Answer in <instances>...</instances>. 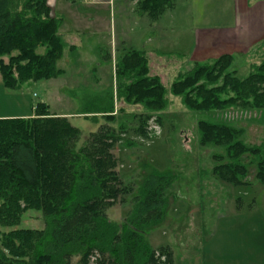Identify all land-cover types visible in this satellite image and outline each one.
I'll list each match as a JSON object with an SVG mask.
<instances>
[{
	"label": "trees",
	"instance_id": "16d2710c",
	"mask_svg": "<svg viewBox=\"0 0 264 264\" xmlns=\"http://www.w3.org/2000/svg\"><path fill=\"white\" fill-rule=\"evenodd\" d=\"M133 1L139 14L155 18L173 0ZM61 23L48 0H0V75L6 89L65 73L57 64L73 47L60 34ZM237 56L242 57L226 52L193 61L165 86L150 74L146 51L127 49L115 61V93L95 98L108 96L107 104L85 105L80 114L94 124L113 123L114 97L138 106L142 125L170 106L169 96L188 111L264 109V39L248 53L243 79L236 76ZM32 108L31 117L0 118V226L9 228L0 233V264H72L75 257L74 264H88L94 254L96 264H172V251L152 248L142 232L165 220V191L174 175L150 170L127 217L112 222L106 209L126 194L112 153L119 141L114 128L100 126L76 147L79 131L67 117L51 113L42 101ZM196 126L201 145L225 147L224 154L214 155L220 181L243 186L252 176L264 185V141L246 143L236 124L199 120ZM27 210L41 214L43 228L16 227Z\"/></svg>",
	"mask_w": 264,
	"mask_h": 264
},
{
	"label": "rangeland",
	"instance_id": "374dc122",
	"mask_svg": "<svg viewBox=\"0 0 264 264\" xmlns=\"http://www.w3.org/2000/svg\"><path fill=\"white\" fill-rule=\"evenodd\" d=\"M73 2L69 4L70 13L59 15L62 19L59 32L68 45H73L57 64L65 73L24 83L17 90L6 89L0 75V118L31 117L33 104L42 101L48 104L51 113L69 114L70 124L79 131L76 147L100 126L114 128L119 141L112 153L126 194L106 209L108 219L121 223L127 217L132 198L150 170L172 173L174 178L165 191L169 199L165 228L152 227L142 233L145 240L150 236L151 241L147 242L154 249L170 245L167 247L173 253L172 264H200L198 246L202 234L207 239L210 226L213 229L220 217L228 218L235 210L247 212L257 189L236 187L214 175V155L224 154L225 147L201 145L197 122L236 124L244 129L246 143L260 144L264 141V109L188 111L178 98L169 96L170 106L152 115L145 125L140 123L138 106L117 100V120L113 123L94 124L90 117L85 119L80 113L85 105L89 109L107 104L108 96L101 101L95 98L115 93V61L129 47H144L150 74L159 76L165 86L190 69L193 61L226 52L243 53L245 45L233 46L228 40L229 28L235 26L239 17L237 6L244 0H173L171 7L155 18L139 14L133 0H111L99 6L86 5L84 0ZM3 59L7 61V57ZM248 67V59L236 57L234 68L239 79L247 75ZM121 108L127 115L118 110ZM250 180L256 183L252 176ZM203 223L208 228L203 229ZM43 226L41 214L27 210L16 227L41 229ZM8 230L0 226V233ZM254 242L263 248L264 235L255 237ZM97 259L98 254L90 255L88 264H96ZM77 261L78 257L72 258V264Z\"/></svg>",
	"mask_w": 264,
	"mask_h": 264
},
{
	"label": "crops",
	"instance_id": "0c3cea01",
	"mask_svg": "<svg viewBox=\"0 0 264 264\" xmlns=\"http://www.w3.org/2000/svg\"><path fill=\"white\" fill-rule=\"evenodd\" d=\"M84 1L86 5L92 4L96 6L111 2V0ZM69 4H74V2L66 0H48L52 15L57 16L63 13H70L71 8ZM239 5H241L237 6L239 17L235 20V26L229 28L228 41L233 46L240 47L245 45L246 48L244 52L238 53L247 59L248 53L264 39V1L244 0V2ZM80 16L82 17V15ZM67 35L68 34H66V36ZM129 48L134 49L133 47ZM142 50H145L144 47ZM116 103L115 99V112L117 107ZM62 116L68 117L69 114L64 115L63 113ZM17 117L26 118V116L4 118ZM255 182L256 183L253 184L251 180L249 185H243V187L249 186L256 187L255 189H257L254 193V195L257 196L247 205V212L240 213V211L235 210L233 213L227 215L228 218L220 217L217 223L212 225V227H214L213 229H211L209 225L210 235H208L207 239H205L206 236L202 234L203 239H201L202 241L198 246L200 264H264V247L261 248V246L256 245L254 242L255 237L264 235V185L257 180H255ZM165 194L167 193L165 192ZM167 219L168 217L166 216L165 220L155 227L160 229L165 228L163 224ZM209 220L212 221L211 218ZM203 225V229L208 226V224L204 223ZM148 237L149 240L146 238V241L150 242V236ZM167 246L170 247L169 244H167ZM187 250L189 251L190 248Z\"/></svg>",
	"mask_w": 264,
	"mask_h": 264
}]
</instances>
